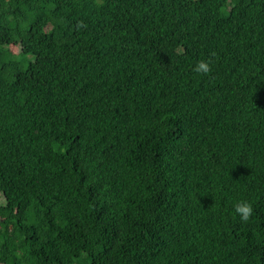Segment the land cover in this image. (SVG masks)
<instances>
[{
	"label": "trees",
	"instance_id": "16d2710c",
	"mask_svg": "<svg viewBox=\"0 0 264 264\" xmlns=\"http://www.w3.org/2000/svg\"><path fill=\"white\" fill-rule=\"evenodd\" d=\"M0 264H264V0H0Z\"/></svg>",
	"mask_w": 264,
	"mask_h": 264
},
{
	"label": "clouds",
	"instance_id": "9594fccd",
	"mask_svg": "<svg viewBox=\"0 0 264 264\" xmlns=\"http://www.w3.org/2000/svg\"><path fill=\"white\" fill-rule=\"evenodd\" d=\"M77 27H85V25L83 24V22H79ZM181 52L183 51V49L180 50ZM211 63L212 61L209 60H200L197 62L194 71L196 73L199 74H204V75H208L211 73L212 68H211ZM254 211V208L252 206V204L248 201H240L237 202V204L235 205V212L240 216V219L243 222H247L250 217L252 216Z\"/></svg>",
	"mask_w": 264,
	"mask_h": 264
},
{
	"label": "rangeland",
	"instance_id": "374dc122",
	"mask_svg": "<svg viewBox=\"0 0 264 264\" xmlns=\"http://www.w3.org/2000/svg\"><path fill=\"white\" fill-rule=\"evenodd\" d=\"M15 48H17V47H15Z\"/></svg>",
	"mask_w": 264,
	"mask_h": 264
}]
</instances>
